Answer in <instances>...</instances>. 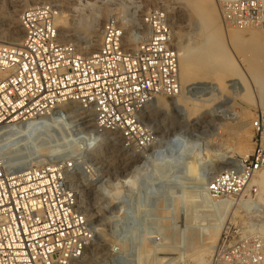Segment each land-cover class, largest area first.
I'll use <instances>...</instances> for the list:
<instances>
[{
  "label": "built area",
  "instance_id": "built-area-1",
  "mask_svg": "<svg viewBox=\"0 0 264 264\" xmlns=\"http://www.w3.org/2000/svg\"><path fill=\"white\" fill-rule=\"evenodd\" d=\"M216 3L227 25L264 30V0ZM59 12L53 3L24 8L21 43H0V139L41 132L55 109L77 103L94 113L98 132L121 133L126 147L136 152L153 148L157 139L145 127L144 111L160 95L182 93L180 52L169 12L150 9L145 34L134 44L123 21L109 16L101 44L91 54L61 39ZM251 125L254 148L212 178L206 190L213 202L248 207L247 198L258 192L252 182L264 171V109L256 111ZM43 151L28 155L20 166L0 157V264H78L97 237L69 180L82 157L69 145ZM42 156L49 160L36 164ZM122 198L132 225L136 194ZM245 224L248 233L239 239L231 225H224L212 264H264L263 234L251 230L252 221Z\"/></svg>",
  "mask_w": 264,
  "mask_h": 264
},
{
  "label": "rangeland",
  "instance_id": "rangeland-1",
  "mask_svg": "<svg viewBox=\"0 0 264 264\" xmlns=\"http://www.w3.org/2000/svg\"><path fill=\"white\" fill-rule=\"evenodd\" d=\"M86 1H68L71 3L70 5L80 7L77 9L83 12L76 9L75 12L77 11L78 14L72 10L70 13L65 4L62 7L57 5L60 11L59 15L73 18L74 22V29L72 27L69 36L62 39L63 41L79 43L81 46L87 45L94 33L92 34L91 31H87L83 27L84 20L90 21L100 16V22L104 24L109 16L118 17L121 10H126L125 15L128 16L130 14L127 6H130L133 0H104L105 2L103 0H89L90 7H83V5H88ZM188 2L184 0H150V2L142 0L140 3L149 10L164 8L169 14L172 13L175 22V27H173L176 31V43L179 47L183 44L195 45L204 42L205 34L202 27L206 23L205 18L202 19L194 8L185 6L196 5L195 3L202 5V1ZM213 2L219 13L224 34L223 39L217 41L216 44L225 47L231 61L235 64L232 68L240 74L225 79L224 89H219L215 81L211 79L194 83L192 81L186 82L180 95H184L189 102L192 101L190 106L194 105L193 102L200 106L195 118L188 117V108L185 105H178V102L175 105L165 107L160 100L161 97L152 101L143 113V122L146 129L156 136L157 143L153 148L144 152H136L132 148L126 147L121 133L98 132L94 128L92 113L81 110L77 103L60 105L55 109L48 119L46 128L41 132L34 133L30 137L15 134L0 139V157L14 166L22 165L23 160L36 151L54 149L59 145H69L70 151L76 152L75 155L80 154L82 157L81 165L69 171V180L81 205L95 226L97 237L85 257L78 264H156L157 262L159 264H195L193 257L205 251H200L197 254L195 250L202 248V246L193 248V246L198 245V242L208 240L206 237L208 235L203 234V229L200 228L201 224H204L209 218L204 198H202L203 191L207 189V184L216 174L238 163L252 152L255 139L251 125L252 119L257 110L264 109V88L259 85L261 82L255 77V75L259 76L262 73L263 67H260V71L257 73L253 72V66L256 63L255 56L257 53L258 55L261 52L264 53V40H253L248 36L241 42L229 39L226 28L228 31H232L234 27L226 24L216 0ZM40 3L55 2L44 0ZM13 5L31 6L34 4L32 0H0V14L6 8L12 9ZM182 8L186 9L183 10ZM181 9L183 12L185 11V14H181ZM198 15L201 19H198ZM135 21L143 27L138 15ZM5 24L6 22L0 18L1 30L8 29L7 24ZM103 24H101V28ZM124 26L127 27L126 24ZM129 29L136 28H134V24H131ZM262 31L264 32V30ZM4 40L7 41L2 39L0 43H4ZM79 51L83 53L82 49ZM234 71L233 73H235ZM180 95L173 98L162 97L165 101L169 98L174 101ZM227 146H231L230 148L233 150L227 149L216 157L217 151L225 149ZM48 160V156H42L35 160V163L40 165ZM186 185L189 187L187 188ZM170 189L171 191H169ZM133 193L137 197L132 202L135 207V217L133 218L135 222L130 225L131 217L127 215L126 200L122 197ZM178 194L180 195L178 196ZM259 194L260 189L256 194L247 198L250 203L248 207L237 202L231 204L239 208V213L235 215L230 213L224 224L233 227L236 239L248 231L245 223L252 221L248 217L255 213L253 215L254 221L255 218L264 216V204L260 201ZM187 199L190 200L186 201ZM182 204L183 206H181ZM218 204L222 205L219 202ZM173 207L174 210L172 211ZM188 207H190V211ZM184 210L186 212H183ZM191 210L193 211L192 214H190ZM222 214V212H218L215 216L220 217ZM198 218L200 220H197ZM170 220H173L174 223ZM192 226H194L193 231L196 239L190 243L188 235ZM163 227L165 228L163 229ZM182 230L186 234H183ZM236 231H239V234ZM196 235L198 236L196 237ZM170 246L178 248L175 252H185L186 255L190 256L181 261L173 260L170 263L168 260L174 255ZM181 246L182 248L185 247L184 250ZM137 250L138 253L140 251L142 255L140 253L139 255L141 256L137 255ZM147 253L151 254L147 255ZM211 254L213 255V253ZM211 254L205 255L207 259L210 258V264H212L213 259Z\"/></svg>",
  "mask_w": 264,
  "mask_h": 264
},
{
  "label": "bare ground",
  "instance_id": "bare-ground-1",
  "mask_svg": "<svg viewBox=\"0 0 264 264\" xmlns=\"http://www.w3.org/2000/svg\"><path fill=\"white\" fill-rule=\"evenodd\" d=\"M33 4H38L44 0H32ZM55 3H53L54 5H59L62 7V5H66L67 10H70V13L72 11L75 12V10L79 7H76V5H70L71 3L68 2L70 0H53ZM72 1V0H71ZM99 1V0H97ZM104 1V0H103ZM106 1V0H105ZM104 1V2H105ZM109 1V0H108ZM142 0H133L130 6H127L128 12L130 15L126 16L125 12L126 10H121L120 14H119V19H121L123 21L124 24H126L127 27L126 31H127V36H128V40L131 44L135 43L136 37L138 36H143L145 34V30H144V23H145V16L147 14V11L149 10L147 7H145L144 5H142L140 2ZM146 2H150V0H144ZM184 1H189L188 3H191V1H195V0H184ZM202 1V5H197L199 3H195L196 5H185L187 7H191L194 8L197 11V14L199 13V15L205 18L206 23L203 25L202 30L204 31L205 37L203 38L204 42L202 43H198L195 45H191L190 43L188 44H183L181 46H179V52H180V81H181V86L183 87L184 84L186 82L192 81V83L196 82V81H204L205 79H211L213 81H215V83L218 85L219 89H224V83H225V79H227L230 76H234L237 75L238 73L236 71H234V68H232L233 66H235V64L231 61L226 49L224 46H219L217 45V41H221L223 39V26L221 25L220 22V18H219V13L215 7V4L213 2V0H200ZM73 3V2H72ZM86 3L88 5H83V7H88L89 6V0L86 1ZM74 4V3H73ZM64 5V6H65ZM10 6V5H9ZM28 5H13L12 9L6 8L1 14H0V18L3 19V21L6 22L8 29L5 30H1L0 29V40L2 39H6L7 41L4 42V44H9V45H18L21 43L22 41V35H23V29L20 25V14L22 12V10L24 8H26ZM92 6V5H91ZM120 6V3H119ZM123 6V5H122ZM184 6V5H183ZM90 7V6H89ZM121 7V6H120ZM125 7V6H124ZM182 7V6H180ZM80 8V7H79ZM92 8V7H91ZM90 8V9H91ZM104 8V7H103ZM82 9V8H81ZM88 9V8H87ZM120 9V8H119ZM183 9V8H182ZM181 9V14H185V11L183 12V10ZM72 10V11H71ZM80 10V9H77ZM81 11V10H80ZM102 11L104 12V10L102 9ZM101 11V12H102ZM195 11V12H196ZM79 12V11H78ZM83 12V11H81ZM100 12V13H101ZM77 13V11L75 12ZM127 13V12H126ZM78 14V13H77ZM85 15V14H84ZM95 15V14H94ZM93 15V16H94ZM139 16L140 22L143 25V27L138 23H136V16ZM198 15V16H199ZM75 16V15H74ZM73 16V17H74ZM87 16V15H86ZM199 16L198 19H201ZM88 17V16H87ZM92 17V16H91ZM174 16L172 15V13L170 12V19L172 21L173 26L175 27V22H174ZM75 18V17H74ZM83 18V17H82ZM102 18V17H101ZM78 19V18H76ZM83 21V20H82ZM81 21V22H82ZM84 20V23H82L83 27H85V29L87 31H91L93 35V38L91 37V40L87 43V45L85 46H81V44L77 43L76 45L78 46L79 49L83 50V53L86 54H91L94 53L95 51L98 50L99 45L101 44V37H102V28H101V24H103L102 22H100V16L95 17L94 19L90 20V21H86ZM78 22V21H77ZM195 22V21H194ZM56 23L59 27V31H60V37L61 39L66 38L67 36H69V33L73 27V18L67 17V16H62L59 15L56 19ZM198 23V22H197ZM2 24V22H1ZM5 24V25H6ZM131 24H134V28L136 29H129V26ZM203 24V23H201ZM79 25V24H78ZM5 27V26H4ZM81 27V25H80ZM200 27V26H199ZM82 28V27H81ZM197 28V26H196ZM74 29V27H73ZM227 29V33H228V38L231 39L232 41H236V42H241L242 40H244V38H246V36H248L249 38L253 39V40H264V32L262 31L263 29H257V28H250V29H239V28H235L232 31H228ZM233 29V28H232ZM175 31V30H174ZM200 31V30H199ZM72 34V33H71ZM176 34V31H175ZM246 41V40H245ZM198 42V41H195ZM3 43V42H1ZM187 43V42H186ZM194 43V42H193ZM243 43V42H242ZM223 45V44H222ZM242 45V44H241ZM244 46V44H243ZM246 46V45H245ZM249 46V45H248ZM242 47V46H240ZM246 49V48H245ZM257 51V50H256ZM260 52V51H259ZM81 53V52H80ZM82 53V54H83ZM264 54V53H263ZM261 53H257V56H255V60H256V65L254 64L253 66V72L257 73L260 67H263V69H261L262 73L258 76L255 75V77H257L259 79V81L261 83H259V85H261V87L264 88V55ZM255 55V54H254ZM250 59V58H249ZM252 59V57H251ZM252 61V60H250ZM249 62V61H248ZM254 63V62H253ZM258 63V64H257ZM234 64V65H233ZM252 64V63H251ZM236 69V67H235ZM233 71L235 73H233ZM240 74V73H239ZM238 74V75H239ZM247 88V87H246ZM248 91L246 92L247 95ZM164 95H160L157 97L156 100L160 98L161 102L163 105H165V107H167L168 105H175L178 102V105H185L188 108V117L190 118H195L196 117V112L199 110L200 106L195 105V103L193 102V106L191 105V102H189V100L184 96V95H180L178 97V99L176 100H172L171 98H169L167 101H165V99L162 97ZM165 97H171V96H165ZM173 98V97H172ZM155 99H153V101H156ZM211 99V98H210ZM204 102V101H203ZM180 103V104H179ZM211 105V102H209ZM197 104V103H196ZM264 106V105H263ZM264 108V107H263ZM81 109V108H80ZM167 109V108H166ZM82 110V109H81ZM212 110V109H211ZM93 115V121L95 123V115L92 112ZM2 137L6 136L5 135H1ZM8 136H12V135H8ZM7 137V136H6ZM231 147V146H230ZM229 146H227L225 149L219 150L216 153V157H218L219 154L223 153V151L225 152V150L227 149H232ZM233 150V149H232ZM228 152V151H227ZM230 152V151H229ZM225 155V154H224ZM220 156V155H219ZM214 157V158H216ZM92 180V179H91ZM208 183V182H207ZM187 184V183H186ZM252 184H256L258 185V188L260 189V194H259V198L260 201L264 204V171L260 172L253 180ZM185 185V184H184ZM208 185V184H207ZM202 186V185H201ZM184 187V186H183ZM186 187L188 188L189 186L186 185ZM193 188V187H191ZM176 189V188H175ZM174 189V190H175ZM178 189V187H177ZM193 190V189H192ZM171 191V189L169 190ZM183 191V190H182ZM198 191V190H197ZM173 192V190H172ZM177 192V191H176ZM185 192V191H184ZM183 192V193H184ZM199 192V191H198ZM196 192V193H198ZM201 192V191H200ZM204 194L202 198H204L205 201V208L208 212L209 218L208 220L204 223L201 224V229H203V234H206L208 236V240H203L198 242L197 246H193V248L195 247H199L202 246V248H199L198 250H195V253H199L200 251H204L203 253H199V255H197L196 257H193V260H195V264H210V258L207 259L205 257L206 254H211L213 253V251L215 250L218 241L220 239V235H221V230L224 227V223L226 220V217L229 218V214L234 213L237 214L239 213L238 211V207L236 205H231V204H227V205H219L216 202H213L210 198L209 195L207 193V191H203ZM171 193V192H169ZM187 193V192H186ZM195 193V194H196ZM173 194V193H172ZM171 194V195H172ZM171 195L169 196V198L171 197ZM176 195V194H175ZM180 194H178L179 196ZM187 195V194H186ZM185 195V196H186ZM177 196V197H178ZM196 196V195H195ZM201 196V195H199ZM163 197V196H162ZM184 198V197H183ZM182 198V199H183ZM188 198V197H187ZM190 198V197H189ZM201 198V197H200ZM176 200L178 198H175ZM180 199V198H179ZM192 200V198H190ZM187 199L186 201L190 200ZM184 200V199H183ZM194 201V200H193ZM203 201V202H204ZM163 202V201H162ZM181 202V200H180ZM184 202V201H183ZM191 202V201H190ZM120 203V202H119ZM165 203V202H164ZM163 203V204H164ZM186 203V202H185ZM197 203V202H196ZM201 203V201H200ZM198 204V203H197ZM203 204V203H202ZM162 205V204H161ZM175 205V204H174ZM186 205V204H185ZM188 205V204H187ZM186 205V206H187ZM194 205V204H193ZM173 206V205H172ZM176 206H177V202H176ZM183 206V204L181 205ZM185 206V207H186ZM201 206V205H200ZM170 207V206H169ZM175 207V206H174ZM171 209L172 211L174 210ZM178 207V206H177ZM190 207H188L189 210ZM200 208V207H199ZM166 209V207H165ZM170 209V208H169ZM187 209V208H186ZM192 209V208H191ZM196 209H198V207H196ZM194 210V209H192ZM191 213L192 214V211ZM169 211V210H168ZM190 211V210H189ZM197 211V210H196ZM177 212V211H176ZM183 212H186L185 210ZM218 212H222L223 214L218 217L215 216L216 213ZM174 213V212H173ZM198 213V212H196ZM202 213V212H201ZM253 213V212H252ZM252 213H250L252 215ZM187 214V213H186ZM255 213H253L254 215ZM172 215V213H171ZM175 216V214H173ZM177 215V214H176ZM185 215V214H184ZM250 216L248 217V219H252V227L251 230L253 231H260L263 234L264 237V216H262L261 218L257 217V219L255 218L253 221V217L254 216ZM186 216V215H185ZM194 216V215H193ZM258 216V215H257ZM260 216V215H259ZM178 217V216H177ZM176 217V218H177ZM196 217V216H195ZM232 217V216H231ZM235 217V216H234ZM175 218V219H176ZM179 218V217H178ZM181 218V217H180ZM188 218V217H187ZM197 218V217H196ZM204 218V216H203ZM166 219V218H165ZM174 219V220H175ZM190 219V218H189ZM247 219V220H248ZM178 220V219H177ZM195 220V219H193ZM197 220H200L199 218ZM171 221V220H170ZM180 221V220H179ZM173 222V220L171 221ZM188 222V221H187ZM163 223V222H162ZM174 223V222H173ZM184 223V222H183ZM245 223V222H244ZM168 224V223H167ZM178 224V223H177ZM181 224V223H180ZM179 224V225H180ZM184 225V224H183ZM186 225V224H185ZM194 225V224H193ZM200 225V224H199ZM173 226V225H171ZM197 226V225H196ZM185 227V226H184ZM165 227H163L164 229ZM181 228V226H180ZM187 228V227H186ZM191 230L189 232V241L190 243H192L196 238H195V232L193 231L194 226L190 227ZM196 228V227H195ZM162 229V230H163ZM170 230V229H169ZM199 230V229H198ZM172 231V230H171ZM183 231V230H182ZM186 231V230H185ZM200 232V231H198ZM202 232V231H201ZM181 233V231H180ZM178 232V234H180ZM183 234H186V232ZM182 234V236H183ZM188 234V233H187ZM198 234V233H197ZM163 235V234H162ZM199 235V234H198ZM196 235V237L198 236ZM178 236V235H176ZM181 236V235H180ZM185 237V235L183 236ZM204 238V237H203ZM172 239V238H171ZM180 239V238H179ZM200 239V238H199ZM202 239V238H201ZM175 240V238H174ZM177 240V239H176ZM183 241V240H182ZM179 242V241H178ZM181 242V240H180ZM188 242V240H187ZM134 243V242H133ZM131 243V244H133ZM164 243V242H163ZM162 243V244H163ZM195 243V242H194ZM144 244V242H143ZM161 244V243H160ZM186 244V243H185ZM207 244V245H206ZM164 245V244H163ZM167 245V244H166ZM188 245V244H187ZM186 245V246H187ZM192 245V244H191ZM190 245V246H191ZM196 245V244H194ZM118 246V245H117ZM132 246V245H131ZM136 246V245H135ZM140 246V245H139ZM138 246V247H139ZM150 246V245H149ZM157 246V245H156ZM169 246V245H168ZM142 247V246H141ZM162 247V245H161ZM115 248V247H114ZM118 248V247H117ZM121 248V246H120ZM119 248V249H120ZM123 248V247H122ZM135 249H137L136 247H134ZM148 248V247H147ZM155 248V247H154ZM158 248V247H156ZM171 251L174 253L173 256L170 257V260H168L170 263L173 260H182L184 258H186L187 256L190 255H186L185 252L183 253H179V252H175L176 249L174 246H170ZM180 248V246H179ZM182 248V246H181ZM185 248V247H184ZM184 248H182L184 250ZM188 248V247H187ZM192 248V247H191ZM194 248V249H195ZM127 249V248H126ZM132 249V248H131ZM169 249V248H168ZM190 249V248H189ZM188 249V250H189ZM162 250V249H161ZM166 250V249H165ZM164 250V251H165ZM148 251V250H147ZM145 251V252H147ZM150 251V250H149ZM157 251V250H156ZM163 251V252H164ZM180 251V250H179ZM120 252V251H119ZM122 252V251H121ZM144 252V251H143ZM158 252V251H157ZM162 252V254H164ZM170 252V253H172ZM192 252V251H191ZM133 253V252H132ZM140 253V251H139ZM138 250H137V255H139ZM149 253V252H148ZM147 255H150L148 254ZM154 253V252H153ZM167 253V252H166ZM193 253V252H192ZM190 253V254H192ZM120 254V253H119ZM124 254V253H123ZM141 254V253H140ZM145 254V253H143ZM169 254V253H168ZM188 254V253H187ZM121 255V254H120ZM142 255V254H141ZM139 255V256H141ZM154 255V254H153ZM156 255V254H155ZM171 255V254H170ZM212 255V254H211ZM115 256V255H114ZM85 256H83L84 258ZM121 257V256H120ZM127 257V256H126ZM129 257H133V256H129ZM128 257V258H129ZM81 258L80 261L83 259ZM143 258V256L141 257V259ZM144 258H146V255H144ZM159 258V256H158ZM163 258V257H162ZM165 258V257H164ZM127 259V258H126ZM131 259V258H130ZM169 259V257H168ZM129 260V259H128ZM155 260V259H153ZM161 260V259H160ZM188 260V259H187ZM190 260V259H189ZM131 261V260H130ZM151 261V260H150ZM157 261V260H155ZM186 261V260H185ZM146 262V261H144ZM153 262V261H152ZM165 263V262H163ZM167 263V262H166ZM137 264V263H136ZM145 264V263H144ZM154 264V263H153ZM156 264H159L158 262ZM168 264V263H167ZM172 264V263H171ZM175 264V263H174ZM190 264V263H189Z\"/></svg>",
  "mask_w": 264,
  "mask_h": 264
}]
</instances>
